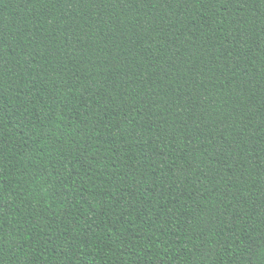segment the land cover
<instances>
[{"label":"trees","instance_id":"trees-1","mask_svg":"<svg viewBox=\"0 0 264 264\" xmlns=\"http://www.w3.org/2000/svg\"><path fill=\"white\" fill-rule=\"evenodd\" d=\"M0 264H264V0H0Z\"/></svg>","mask_w":264,"mask_h":264}]
</instances>
